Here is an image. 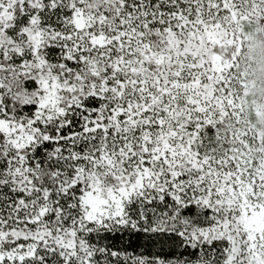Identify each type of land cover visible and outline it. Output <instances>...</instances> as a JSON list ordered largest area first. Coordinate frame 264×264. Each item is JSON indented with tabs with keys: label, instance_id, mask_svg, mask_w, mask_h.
<instances>
[{
	"label": "snow or ice",
	"instance_id": "6c2138e0",
	"mask_svg": "<svg viewBox=\"0 0 264 264\" xmlns=\"http://www.w3.org/2000/svg\"><path fill=\"white\" fill-rule=\"evenodd\" d=\"M0 264H264V0H0Z\"/></svg>",
	"mask_w": 264,
	"mask_h": 264
}]
</instances>
